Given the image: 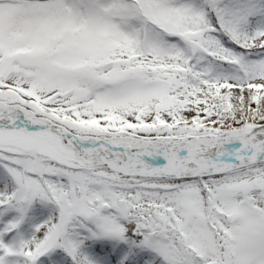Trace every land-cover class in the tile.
Wrapping results in <instances>:
<instances>
[{
    "label": "snow or ice",
    "instance_id": "obj_1",
    "mask_svg": "<svg viewBox=\"0 0 264 264\" xmlns=\"http://www.w3.org/2000/svg\"><path fill=\"white\" fill-rule=\"evenodd\" d=\"M0 264H264V0H0Z\"/></svg>",
    "mask_w": 264,
    "mask_h": 264
}]
</instances>
